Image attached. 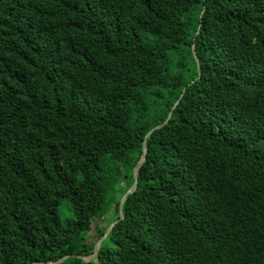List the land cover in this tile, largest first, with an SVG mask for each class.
<instances>
[{"label":"trees","instance_id":"obj_1","mask_svg":"<svg viewBox=\"0 0 264 264\" xmlns=\"http://www.w3.org/2000/svg\"><path fill=\"white\" fill-rule=\"evenodd\" d=\"M60 259L264 264V0H0V264Z\"/></svg>","mask_w":264,"mask_h":264},{"label":"water","instance_id":"obj_2","mask_svg":"<svg viewBox=\"0 0 264 264\" xmlns=\"http://www.w3.org/2000/svg\"><path fill=\"white\" fill-rule=\"evenodd\" d=\"M202 14H203V10H202L201 13H200V18H201V16H202ZM192 54H193V56H194V58H195V52H194L193 46H192ZM195 60H196V58H195ZM196 62H197V60H196ZM183 91H184V90H183ZM181 96H182V94L180 95V98H181ZM180 98H179V99H180ZM177 103H178V101L175 103V105H176ZM170 115H171V113L168 114V117L166 118V120H165L161 125H159V126L153 128V129H151V130L146 134L145 139H146V137H147L151 132H153L154 130L159 129V128H161L163 125H165V124L168 122V120H169V118H170ZM145 139H144V141H143V143H142V155H141V158H140V160L138 161V163L135 165V167L133 168V171H132L133 184H132V186H131V187H130V188H129L124 194H123V196L121 197V199H120V201H119V207H118L119 218H122V204H123L124 200H125L129 195L133 194V193L135 192L136 188H137L138 171H139L140 166H141L142 163L144 162V160H145V155H146ZM115 223H117V221L114 222V223H112V224L106 229L105 234H104V236L102 237V239H104V238L107 236V234L109 233L110 229L112 228V226H113ZM100 242H101V241H100ZM100 242H98V243L96 244V246H94V248H93V254H92L91 256H88L87 259H92V258L94 257L95 253L97 252V247H98V245L100 244ZM62 260H63V259H60L58 262H55L54 264H58V263L61 262Z\"/></svg>","mask_w":264,"mask_h":264},{"label":"rangeland","instance_id":"obj_3","mask_svg":"<svg viewBox=\"0 0 264 264\" xmlns=\"http://www.w3.org/2000/svg\"><path fill=\"white\" fill-rule=\"evenodd\" d=\"M59 215H60V219H61L62 222H64L65 220H67V219H69L71 217L70 212L66 208V205L65 204H62L60 206V208H59ZM92 226H96V227H100L101 228L102 226H104V224L102 223V221L99 222V221L93 220ZM89 235H90L89 242L95 243L94 246H96V244L98 242L101 241L100 243H103V241H104V239H102V237L98 240V234L94 230H92L89 233ZM98 247H99V245H98Z\"/></svg>","mask_w":264,"mask_h":264}]
</instances>
